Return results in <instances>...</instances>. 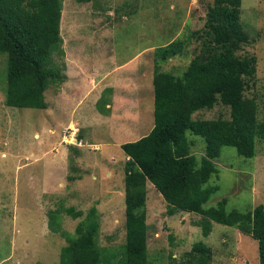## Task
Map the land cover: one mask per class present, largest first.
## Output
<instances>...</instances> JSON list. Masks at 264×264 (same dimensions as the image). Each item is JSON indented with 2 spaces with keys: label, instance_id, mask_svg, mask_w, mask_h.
<instances>
[{
  "label": "rangeland",
  "instance_id": "374dc122",
  "mask_svg": "<svg viewBox=\"0 0 264 264\" xmlns=\"http://www.w3.org/2000/svg\"><path fill=\"white\" fill-rule=\"evenodd\" d=\"M213 0H62L61 37L66 80L50 85L47 107L15 108L4 103L6 54L0 52V264H59V253L75 226L96 208L98 243L106 264L125 253L124 164L120 145L152 127L154 67L180 75L201 49ZM240 22L249 35L236 54L254 56L245 95L264 120V0H242ZM181 44L175 55L156 50ZM59 57V58H57ZM111 87V91H106ZM193 118L229 117L220 103ZM191 151L204 154L201 136ZM209 181L218 190L207 206L227 199V208L248 211L264 204V138L255 139L251 158L223 146ZM74 207L76 218L64 208ZM58 210L48 225V212ZM60 210V211H59ZM199 214L166 213L152 183H146L147 254L153 264L185 259L197 241L211 249L209 264H258V243L235 227L212 221L203 236Z\"/></svg>",
  "mask_w": 264,
  "mask_h": 264
},
{
  "label": "trees",
  "instance_id": "16d2710c",
  "mask_svg": "<svg viewBox=\"0 0 264 264\" xmlns=\"http://www.w3.org/2000/svg\"><path fill=\"white\" fill-rule=\"evenodd\" d=\"M84 2L87 0H77ZM242 0H213L205 20L204 40L198 54L180 74L154 67L153 118L150 130L134 141L123 142L125 253L119 264H153L147 254L146 183L160 193L166 213L199 214L203 236L212 221L235 227L258 243V264H264V204L248 211L227 208L224 197L207 206L218 190L209 184L217 172L214 163L223 146L251 158L255 139L264 138V120L257 119L254 98L245 95L247 77L255 72L254 56L236 54L249 35L240 22ZM62 0H0V52L6 54L4 103L15 108L45 109V93L50 85L66 80L61 37ZM181 44L158 47L163 59L175 55ZM57 57V58H59ZM106 91H111L108 87ZM220 103L229 117L193 118L200 109ZM187 132L201 136L204 154L198 160L191 151L194 140ZM60 211V210H59ZM73 218L82 214L64 208ZM58 210L48 212V225L63 231L57 223ZM99 224L94 206L67 235L59 253V264H106L98 243ZM211 249L197 241L178 264H209ZM173 264H177L176 262Z\"/></svg>",
  "mask_w": 264,
  "mask_h": 264
},
{
  "label": "crops",
  "instance_id": "0c3cea01",
  "mask_svg": "<svg viewBox=\"0 0 264 264\" xmlns=\"http://www.w3.org/2000/svg\"><path fill=\"white\" fill-rule=\"evenodd\" d=\"M67 76L69 77V75L67 74Z\"/></svg>",
  "mask_w": 264,
  "mask_h": 264
}]
</instances>
